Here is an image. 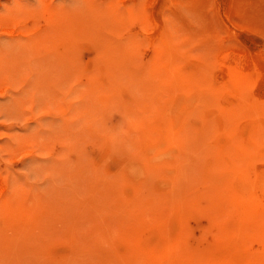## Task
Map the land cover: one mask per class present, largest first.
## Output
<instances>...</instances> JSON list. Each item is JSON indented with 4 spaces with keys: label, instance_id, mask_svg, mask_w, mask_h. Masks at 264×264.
<instances>
[{
    "label": "rangeland",
    "instance_id": "rangeland-1",
    "mask_svg": "<svg viewBox=\"0 0 264 264\" xmlns=\"http://www.w3.org/2000/svg\"><path fill=\"white\" fill-rule=\"evenodd\" d=\"M263 101L264 0H0V264H264Z\"/></svg>",
    "mask_w": 264,
    "mask_h": 264
},
{
    "label": "bare ground",
    "instance_id": "bare-ground-1",
    "mask_svg": "<svg viewBox=\"0 0 264 264\" xmlns=\"http://www.w3.org/2000/svg\"><path fill=\"white\" fill-rule=\"evenodd\" d=\"M160 43H161V42H160ZM227 54H228V53H227ZM227 54H226V55H227ZM231 55H232V54H231ZM227 57H228V55H227ZM233 60H234V59H233ZM236 61H237V60H236ZM122 65H123V64H122ZM147 79H148V78H147ZM200 90H202V89H200ZM196 91H197V90H196ZM200 93H201V91H200ZM222 95H223V94H222ZM219 97H220V96H219ZM216 98H217V97H216ZM223 98H224V97H223ZM214 99H215V97H214ZM218 99H219V98H218ZM220 99H222V96H221ZM220 99H219V100H220ZM257 101H258V100H257ZM258 102H259V101H258ZM261 102H262V101H261ZM261 102H260V103H261ZM263 102H264V101H263ZM216 104H217V100H216ZM217 105H218V104H217ZM236 105H237V104H236ZM239 105H240V103H239ZM221 106H222V105H221ZM234 106H235V105H234ZM228 107H229V106H228ZM231 107H232V106H231ZM231 107H229V108H231ZM222 108H223V107H222ZM222 108H221V109H222ZM234 108H235V107H234ZM237 108H238V107H237ZM262 109H263V108H262ZM252 110H253V109H252ZM219 111H220V110H219ZM224 112H225V111H224ZM227 112H229V111H227ZM245 113H246V112H245ZM258 113H259V112H258ZM260 113H261V112H260ZM260 113H259V116L261 115ZM165 116H167V115H165ZM169 116H170V115H169ZM252 116H253V115H252ZM171 117H172V116H171ZM246 117H247V116H246ZM254 118L256 119V117H254ZM168 119H169V118H168ZM238 119H239V118H238ZM240 119H241V118H240ZM245 119H247V118H245ZM245 119L243 118L242 120H240V122L243 121V120H245ZM248 120H249V118H248ZM157 125H158V124H157ZM251 125H252V122H251ZM253 125H254V124H253ZM253 125H252V126H253ZM162 126H163V125H162ZM183 126H184V125H183ZM252 126L250 127L251 129H252ZM164 127H165V125H164ZM254 127H256V126L254 125ZM257 127H258V126H257ZM168 128H169V126H168ZM250 128H249V130L252 131ZM164 129H165V128H164ZM169 129H170V128H169ZM256 129H257V128H255L254 130H256ZM252 132H253V131H252ZM255 132H256V131H255ZM255 132H254V133H255ZM249 134H250V132H249ZM251 134H252V133H251ZM135 135H136V134H135ZM231 135H232V134H231ZM236 135H238V134H236ZM239 135H240V134H239ZM183 136H184V135H183ZM251 136H252V135H251ZM255 136H256V135H255ZM172 137H173V135H172ZM184 137H185V136H184ZM233 137H234V136H233ZM242 137H243V136H242ZM248 137H250V136H248ZM256 137H257V136H256ZM227 138H228V137H227ZM253 138H254V137H251L252 140H253ZM235 139H236V138H235ZM242 139H243V138H242ZM137 140H138V139H137ZM237 140H238V138H237ZM256 141H257V140H255V142H256ZM218 142H219V141H218ZM252 142H253L252 145H254V141H252ZM257 142H258V141H257ZM229 143H230V142H229ZM241 143H242V142H241ZM244 143H245V142H244ZM230 144H231V143H230ZM233 144H234V143H233ZM176 145H177V144H176ZM231 146H232V145H231ZM234 146H236V145H234ZM234 146H232V147H234ZM242 146H243L242 150H243V149L245 150L243 144H242ZM246 146H247V145H246ZM261 146L264 147V144L261 145ZM261 146H260V147H261ZM204 147H205V149H206V146H204ZM207 147H208V146H207ZM238 147H239V146H238ZM258 147H259V146H258ZM217 148H218V147H217ZM251 148H252V147H251ZM177 149H178V148H177ZM248 149H249V145H248ZM248 149H246V150H248ZM218 150H219V149H218ZM218 150H217V151H218ZM239 150H240V147H239ZM239 150H238V151H239ZM242 150H240V152H241ZM251 150H252V149H251ZM251 150H250V151H251ZM194 151H195V150H194ZM201 151H202V150L200 149V152H201ZM204 151H205V150H204ZM219 152H220V150H219ZM255 152H257L256 149H255ZM261 152H262V147H261ZM246 153H247V151H246ZM197 154H198V153H197ZM257 154H258V152H257ZM178 155H179V154H178ZM178 155H177V157H178ZM195 155H196V154H195ZM203 155H204V154H203ZM242 155H243V154H242ZM254 155H255V153H254ZM249 156H250V155H249ZM177 157H176V158H177ZM200 157H201V156H200ZM224 157H225V156H224ZM242 157H243V156H242ZM252 157L254 158L253 155H252ZM249 158L252 159L251 157H249ZM255 158H256V157H255ZM185 161H186V159H185ZM226 161H227V160H226ZM234 161H235V160H234ZM237 161H238V160H237ZM239 161H240V159H239ZM241 161H242V159H241ZM241 161H240V163H241ZM245 162H246V159H245L244 163H245ZM247 162H248V161H247ZM247 162H246V163H247ZM145 163H146V162H145ZM186 163H187V161H186ZM192 163H193V162H192ZM230 164H231V163H230ZM238 164H239V163H238ZM249 164H250V162H249ZM227 165H228V164H227ZM176 166H177V165H176ZM249 166H250V165H249ZM158 167H159V166H158ZM240 167H242V166H240ZM150 168H151V167H150ZM237 168H238V167H237ZM244 168H245V170H246V167H245V166H244ZM252 168H253V167H252ZM260 168H261V167H260ZM262 168H263V167H262ZM239 169H240V168H239ZM186 170H187V169H186ZM254 170H255V169H254ZM241 171H244V170L242 169ZM248 171H249V170H248ZM249 172H251V171H249ZM65 174H66V173H65ZM175 174H176V173H175ZM239 175H240V174H239ZM77 177H78V176H77ZM261 177H262V176H261ZM241 178H242V176H241ZM237 179H238V178H237ZM68 182H69V181H68ZM243 182H244V181H243ZM248 184H249V183H248ZM253 184H255V182H254ZM244 185H245V184H244ZM191 186H192V185H191ZM249 187H250V186H249ZM259 187H260V185H259ZM239 191H240V190H239ZM263 191H264V190H263ZM183 193H184V192H183ZM249 193H250V192H249ZM258 193H259V192H258ZM262 193H263V192H262ZM179 194H180V193H179ZM170 195H171V193H170ZM250 195H251V194H250ZM260 195H261V194H260ZM220 197H221V196H220ZM225 197H226V196H225ZM260 198H261V196H260ZM231 199H232V197H231ZM225 200H226V198H225ZM261 200H262V198H261ZM227 201H228V200H227ZM256 202H257V201H256ZM262 202H263V201H262ZM201 203H202V202H201ZM227 203H229V201H228ZM233 203H234V202H233ZM239 203H240V202H239ZM190 204H191V203H190ZM198 204H199V203H198ZM263 204H264V203H263ZM195 205H197V203H196ZM199 205H200V204H199ZM168 206H169V205H168ZM193 206H194V204H193ZM228 206H229V205H228ZM231 206H232V205H230V207H231ZM178 207H179V206H178ZM185 207H186V206H185ZM198 207H199V206H198ZM212 207H213V206H212ZM212 207H211V209H212ZM226 207H227V205H226ZM235 207H237V206H235ZM235 207H234V208H235ZM175 208H177V206H176ZM202 208H203V207H202ZM208 208H209V207L207 206V209H208ZM224 208H225V207L223 206L222 209H224ZM231 208H233V206H232ZM209 209H210V208H209ZM228 209H229V208H228ZM235 209H236V208H235ZM260 209H261V208H260ZM179 210H181V209H178V211H179ZM213 210H214V209H213ZM224 210H226V209H224ZM261 210H262V209H261ZM178 211H177V212H178ZM200 211H201V210H200ZM229 211H230V210H229ZM181 212H182V211H181ZM210 212H211V210H210ZM214 212H216V210H215ZM214 212H213V213H214ZM255 212H256V211H255ZM155 213H156V212H155ZM179 213H180V212H179ZM213 213H212V214H209V217H210V215H214V214L216 215V213H214V214H213ZM221 213L224 215V214L226 213V211H225V213H224V212H222V210H221ZM233 213H234V212H233ZM261 213H263V212H261ZM261 213H260V214H261ZM180 214H181V213H180ZM226 214H227V213H226ZM235 214H237V213H235ZM257 214H258V213H257ZM260 214H259V215H260ZM185 215H186V214H185ZM215 215H214L213 217H212V216H211V217L214 218ZM217 215H218V214H217ZM239 215H240V214H239ZM250 215H251V214H250ZM183 216H184V213H183ZM219 216H221V215H218V216H216L215 218H217V217H219ZM257 216H258V215H257ZM260 216H263V215L261 214ZM211 217H210L209 219H211ZM235 217H236V216H235ZM263 217H264V216H263ZM220 218H221V217H220ZM233 218H234V217H233ZM236 218H237V217H236ZM236 218H234V219H236ZM255 218H256V217H255ZM258 218H260V217H258ZM202 219H203V218H202ZM218 220H219V219H218ZM238 220H239V219H238ZM242 220H243V218H242ZM254 220H255V219H254V217H253V221H254ZM219 221L222 222L221 220H219ZM253 221H252V222H253ZM256 221H257V220H255V223H259L258 221H257V222H256ZM253 223H254V222H253ZM261 223H262V222H261ZM250 224H251V223H250ZM250 224H249V225H250ZM241 225H242V224H241ZM245 225H246V223H245ZM230 226H232V225H230ZM238 226H239V224H238ZM242 226H244V225H242ZM245 227H246V226H245ZM245 227H244V228H245ZM250 227H251V226H250ZM253 227H255V226H253ZM253 227H251V228H253ZM260 227H261V226H260ZM212 228H213V227H212ZM240 228H241V227H240ZM244 228H243V229H244ZM251 228H250V229H251ZM257 228H258V227H257V225H256L255 230H256ZM233 229H234V228H233ZM246 229H247V228H246ZM246 229H245V230H246ZM248 229H249V227H248ZM262 229H263V228H262ZM229 230H230V229H229ZM238 230H239V229H238ZM253 230H254V229H252V231H253ZM236 231H237V230H236ZM236 231H234V232H236ZM240 231H241V229H240ZM240 231H239V232H240ZM231 232H232V231H231ZM242 232H243V231H242ZM244 232H245V231H244ZM244 232H243V233H244ZM246 232H247V234H249V235L251 234V233H249V231H247V230H246ZM246 232H245V233H246ZM236 233H237V232H236ZM252 233H253V232H252ZM225 234H226V233H225ZM237 234H238V233H237ZM239 234H240V233H239ZM239 234H238V237L241 238V236H240ZM255 234L258 236V232H257V233L254 232V235L251 234V239H252L251 241H252V242H253V238H254L253 236H255L254 241H255V239H256V235H255ZM223 235H224V234H223ZM234 235H236V234H234ZM252 235H253V236H252ZM135 237H136V236H135ZM222 237H223V236H222ZM224 237H225V236H224ZM228 237H229V236H228ZM232 237H233V236H232ZM236 237H237V236H236ZM249 237H250V236H249ZM258 237H259V236H258ZM258 237H257V238H258ZM139 238H140V237H139ZM234 238H235V237H234ZM243 238H244V237H243ZM205 239H206V238H205ZM205 239H204V240H205ZM228 239H229V238H228ZM231 239H232V238H231ZM231 239H230V240H231ZM236 239H237V238H236ZM244 239H247V237H245ZM260 239H262V238H260ZM260 239H259V240H260ZM138 240H139V239H138ZM138 240H137V241H138ZM204 240H203V241H204ZM217 240H218V239H217ZM241 240H242V238H241ZM259 240H258V243H261V241H259ZM137 241L135 240V243H136ZM140 241H141V240H140ZM203 241H201L200 243H202ZM221 241H222V239H221ZM226 241H227V240H226ZM243 241H244V240H243ZM243 241H242V242H243ZM247 241H248V239H247ZM251 241H250V242H251ZM262 241H264V237H263V240H262ZM138 242H139V241H138ZM205 242H206V241H205ZM213 242H214V241H213ZM236 242H237V241H236ZM248 242H249V241H248ZM255 242H256V241H255ZM203 243H204V242H203ZM221 243H222V242H221ZM227 243H228V242H227ZM253 243H254V242H253ZM262 243H264V242H262ZM262 243H261V244H262ZM212 244H213V243H212ZM261 244H260V245H261ZM196 245H197V244H196ZM198 245H199V244H198ZM217 245H218V244H217ZM224 245H225V244H224ZM200 246H201V245H200ZM211 246H212V245H211ZM211 246H210V247H211ZM218 246H219V245H218ZM222 246H223V245H222ZM225 246H226V245H225ZM245 246H246V245H245ZM251 246H252V243H251ZM262 246H263V245H262ZM215 247H216V246H215ZM246 247H248V246H246ZM252 247H253V246H252ZM257 247H258V246H257ZM257 247H256V248H257ZM259 247H260V246H259ZM188 248H189V247H188ZM202 248H204V247L202 246ZM212 248H213V247H212ZM249 248H250V247H249ZM256 248H255V249H256ZM189 249H190V248H189ZM244 249H245V248H244ZM247 249H248V248H247ZM253 249H254V248H253ZM198 250L200 251V248H199ZM205 250H209V249H205ZM213 250H214V249H213ZM257 250H258V249H257ZM190 251H191V250H190ZM194 251H195V254H196V253H197L196 248H195V250H193V252H194ZM199 251H198V253H199ZM191 252H192V251H191ZM191 252H190V254H191ZM193 252H192V253H193ZM202 252H203V250H202ZM237 252H238V251H237ZM203 253H204V252H203ZM203 253H201V254H203ZM205 253H206V252H205ZM211 253H212V252H211ZM262 253H263V252H262ZM195 254H193V255L195 256ZM206 254H207V253H206ZM206 254H205V255H206ZM259 254H260V253H259ZM259 254H258V255H259ZM207 255H208V254H207ZM258 255H257V257H258ZM263 255H264V254H263ZM196 256H197V255H196ZM198 256H199V254H198ZM198 256H197V257H198ZM203 256H204V255H202V257H203ZM252 256H253V255H252ZM255 256H256V255H255ZM199 257H201V256H199ZM253 257H254V256H253ZM204 258H206V257L204 256ZM209 258H210V255H209ZM209 258H208V259H209ZM220 258H221V257H220ZM222 258H223V257H222ZM255 258H256V257H255ZM255 258H254V261H255ZM258 258H259V257H258ZM258 258H256V260H258ZM211 259H212V258H211ZM246 259L248 260L247 257H246ZM249 259H250V258H249ZM252 259H253V258H252ZM259 259H261V258H259ZM229 260L231 261L230 258L228 259V261H229ZM262 260L264 261L263 258H262ZM210 261H211V260H210ZM212 261H213V260H212ZM228 261H227V262H228ZM251 261H252V260H251ZM254 261H253V262H254ZM245 262L250 263V261H246V260H245ZM256 262H257V261H256ZM207 263H208V262H207ZM230 263H231V262H230ZM203 264H204V263H203ZM225 264H227V263H225ZM231 264H233V263H231ZM237 264H238V263H237ZM241 264H243V263H241ZM245 264H246V263H245ZM253 264H254V263H253ZM255 264H256V263H255ZM257 264H258V263H257ZM261 264H262V263H261Z\"/></svg>",
    "mask_w": 264,
    "mask_h": 264
}]
</instances>
